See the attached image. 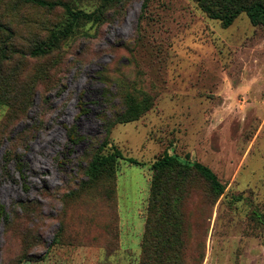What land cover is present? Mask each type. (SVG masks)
Here are the masks:
<instances>
[{
    "label": "rangeland",
    "instance_id": "374dc122",
    "mask_svg": "<svg viewBox=\"0 0 264 264\" xmlns=\"http://www.w3.org/2000/svg\"><path fill=\"white\" fill-rule=\"evenodd\" d=\"M104 16L33 56L63 11L0 0V264H139L164 154L224 186L215 197L188 179L179 263L264 264V24L241 14L223 28L193 0H125ZM127 95L153 105L120 124ZM115 152L114 175L89 180L90 160Z\"/></svg>",
    "mask_w": 264,
    "mask_h": 264
},
{
    "label": "trees",
    "instance_id": "16d2710c",
    "mask_svg": "<svg viewBox=\"0 0 264 264\" xmlns=\"http://www.w3.org/2000/svg\"><path fill=\"white\" fill-rule=\"evenodd\" d=\"M18 1L46 10L61 9L63 11L65 16L64 27L62 29L56 27L47 41L31 51L33 56H46L51 54L62 40L69 37L73 28L89 21L101 23L106 17L104 16V9L109 3L117 6L125 0H101L104 9L95 15L75 9L63 0ZM193 1L208 18L219 21L223 28L229 27L241 14H245L253 26L264 24V0ZM5 30L6 28L0 24V32ZM123 102V111L117 117V122L120 124L138 120L153 105L151 97L147 95H144L140 100L127 95ZM121 157L119 152L109 156L95 155L86 168L88 179L96 181L99 178L113 176V165L116 161L114 159H121ZM129 162L135 163L133 160H129ZM151 169L152 177L146 206V220L141 241L139 264H180L181 250L179 246L182 237L179 201L188 179L197 175L209 185L211 193L215 197L223 194L224 186L207 167L198 163L183 164L168 154H164L156 160ZM1 214L2 210H0V217ZM14 217H16V214H14ZM17 218L20 219L18 216ZM8 223L10 221L4 218V225Z\"/></svg>",
    "mask_w": 264,
    "mask_h": 264
}]
</instances>
